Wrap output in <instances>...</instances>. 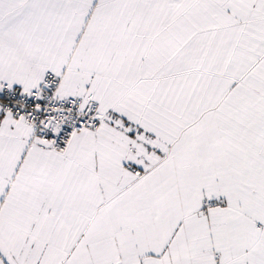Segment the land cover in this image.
I'll use <instances>...</instances> for the list:
<instances>
[{"label": "snow or ice", "instance_id": "1", "mask_svg": "<svg viewBox=\"0 0 264 264\" xmlns=\"http://www.w3.org/2000/svg\"><path fill=\"white\" fill-rule=\"evenodd\" d=\"M0 264H264V0H0Z\"/></svg>", "mask_w": 264, "mask_h": 264}]
</instances>
